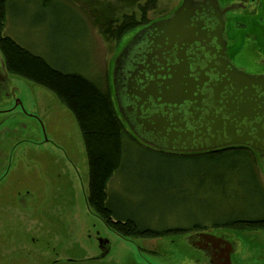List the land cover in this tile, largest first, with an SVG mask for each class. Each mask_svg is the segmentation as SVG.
Returning <instances> with one entry per match:
<instances>
[{
    "label": "rangeland",
    "instance_id": "rangeland-1",
    "mask_svg": "<svg viewBox=\"0 0 264 264\" xmlns=\"http://www.w3.org/2000/svg\"><path fill=\"white\" fill-rule=\"evenodd\" d=\"M44 1L10 0L3 34L53 66L82 73L111 88L123 43L139 26L162 17V9L170 12L179 0H50L47 5ZM99 14L105 20L97 18ZM123 15L135 16L139 25L120 38L105 37V21L117 18L118 25ZM230 38L231 54L240 66L253 68L252 60L264 58V50L260 51L263 35ZM8 73L14 94L0 105L13 107L8 118V113L0 114V122L5 119L0 124V264H35L41 258L44 264H123L128 256L140 259L142 247L159 250L155 256L145 253L153 264H161L165 258L167 264L209 263L195 248V232L124 238L109 228L87 203L88 157L75 116L51 90ZM142 150L138 148V152ZM138 154L132 158L137 166L136 159L143 157ZM254 158L264 187V157L255 153ZM181 165L185 174L198 166L194 162ZM117 178L116 172L108 184L110 198L154 227L187 226L201 221L203 208L216 212L228 206L216 194L191 188L186 179L182 193L177 190L171 197L168 191L146 196L139 189V179L130 176L132 184L127 176L119 185ZM164 182L165 190L169 189V178ZM241 208L254 211L248 202ZM147 209L153 218H147ZM211 229L221 238L220 244L226 245L231 264H264V228ZM98 235L112 244L103 257L98 256ZM161 251L166 253L163 258ZM68 257L75 261L66 262Z\"/></svg>",
    "mask_w": 264,
    "mask_h": 264
},
{
    "label": "flooded vegetation",
    "instance_id": "flooded-vegetation-1",
    "mask_svg": "<svg viewBox=\"0 0 264 264\" xmlns=\"http://www.w3.org/2000/svg\"><path fill=\"white\" fill-rule=\"evenodd\" d=\"M170 9V12L162 9V17L139 26L121 46V49L130 46L134 37L140 36L147 29L142 39H149L148 43L140 40L133 51L134 58L126 61L128 67L124 70L121 66L119 71L115 70L118 76L123 73L122 81L127 79L125 77L129 72H134L131 84L139 94L130 95L127 89L117 88V75L112 77L113 99L125 126L140 142L159 151L197 154L243 148L253 156L258 153L264 157V58L252 60L255 66L253 68L242 67L232 56L229 43L230 36L239 37V40L246 39L249 34L264 36V0H179ZM177 13L179 17L176 21L163 23ZM150 29L153 32L150 33ZM180 30L183 31L180 33ZM260 44L259 49L263 51L264 40ZM2 62L0 61V105L11 100L14 94L9 71ZM185 62L190 65L193 82H196L193 89L198 87L191 95L190 106L196 111H203V119H212L214 115L221 116L216 119L222 123L220 140L223 142L217 147L191 150L163 147L162 144L168 143V139L161 131L155 132L151 126V118L161 109L159 105H166L164 101L163 104L160 103L162 99L158 96L159 89L164 86L163 80L171 70L185 66ZM199 67L203 69L199 70ZM19 103L18 101L16 106ZM206 109L213 112L205 113ZM12 111L13 107L0 108V114L8 113L6 118L13 115ZM133 121L149 124L154 134V139L150 140L159 145L156 147L143 142L131 127L130 122ZM192 143L195 144L196 141L187 142V145ZM193 232L195 233L192 237H196L194 240L197 242L195 248L202 259L207 260L208 264H231L226 245L220 244L223 243L221 238L213 235L211 229ZM97 240L98 256H106L112 248L111 241L100 235ZM225 240L227 241L226 238ZM158 251L142 247L140 259L128 256L123 264H153L145 253L155 256ZM160 253L162 258L165 257L164 251ZM64 260L72 263L75 258L68 257ZM44 262L41 258L35 264ZM161 264H167V259Z\"/></svg>",
    "mask_w": 264,
    "mask_h": 264
},
{
    "label": "trees",
    "instance_id": "trees-1",
    "mask_svg": "<svg viewBox=\"0 0 264 264\" xmlns=\"http://www.w3.org/2000/svg\"><path fill=\"white\" fill-rule=\"evenodd\" d=\"M49 1L45 0L44 5ZM9 2L0 0V52L5 67L10 73L51 90L75 116L88 157L87 203L109 228L124 238H152L215 227L264 228V187L252 153L243 148H232L179 154L142 144L118 116L111 86H100L76 71L61 70L3 34ZM101 14L97 18L105 20ZM123 17L118 25L117 18L105 21L102 30L105 37L120 38L140 23L135 16ZM138 148H143L141 153ZM130 151L134 158L138 153V156L143 155L136 159L138 166ZM183 162H194L198 166L185 174L180 169ZM116 172L119 185L127 176L132 184L135 182L130 176L139 179V189L146 196L151 192L168 191L171 197H175L177 190L182 193V182L186 179L191 188H202L203 193L212 196L216 194L220 202H226L228 206L225 210L215 209L216 212L203 208L201 221H191L187 226L154 227L131 213L130 208L110 198L108 184ZM136 172L139 174L133 175ZM166 178H169L167 190L163 187ZM247 202L254 211L241 208ZM147 210V218H153V212Z\"/></svg>",
    "mask_w": 264,
    "mask_h": 264
},
{
    "label": "water",
    "instance_id": "water-1",
    "mask_svg": "<svg viewBox=\"0 0 264 264\" xmlns=\"http://www.w3.org/2000/svg\"><path fill=\"white\" fill-rule=\"evenodd\" d=\"M179 14L177 13L174 17L163 23L174 22L178 19ZM162 24V23H161ZM163 25V24H162ZM146 30L141 33L140 36H135L131 45L121 51L117 55V64L112 71L113 77L117 75V88H125L130 91V95H137L139 92L136 90V87L131 84V77L134 76V72H129L123 81L121 77L123 73L121 72L118 76L116 72L119 71L120 67L125 70L128 67V62L130 58H134L133 51L136 50V44L142 41L148 43L147 38L142 36L146 35ZM183 30H180L181 33ZM153 32V29H150V33ZM146 48V47H144ZM137 59V54L135 60ZM178 61V60H177ZM183 67H176L171 70L170 73H167L166 79L163 80L162 84L164 85L159 89V97L162 99L161 104L166 103V105H159L161 108L157 113L151 118V126L155 132L161 131L162 135L168 139V143L162 144L163 147L174 148L177 150H191V149H206L217 147L222 144L220 140L221 134V125L222 123L218 121L221 116L214 115L212 119L205 116L203 111H196L190 106L191 95L196 91L198 87L193 89V78L191 76V68L188 62L184 63ZM203 68L199 67V70ZM198 81V80H197ZM155 84V83H153ZM131 87V88H130ZM125 96V93H123ZM158 107V108H159ZM128 112V110H127ZM205 113L211 114L213 111L206 109ZM241 113V111H239ZM242 114V113H241ZM218 118V119H216ZM132 129H134L135 134L145 143L155 145L156 142L151 141L154 139V134L152 128L149 124L143 122H130ZM152 134V136H151ZM188 144L187 142H194ZM196 145V146H195Z\"/></svg>",
    "mask_w": 264,
    "mask_h": 264
}]
</instances>
